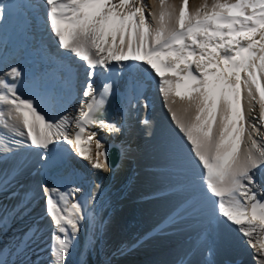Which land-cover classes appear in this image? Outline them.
<instances>
[{
    "label": "snow or ice",
    "instance_id": "6c2138e0",
    "mask_svg": "<svg viewBox=\"0 0 264 264\" xmlns=\"http://www.w3.org/2000/svg\"><path fill=\"white\" fill-rule=\"evenodd\" d=\"M43 3L56 51L43 37L39 51L51 71L29 75L0 57V164L16 161L0 167V236L13 233L0 247V264H68L93 219L100 185L22 181L33 164L47 176L76 159L111 171L102 134L118 135L122 125L109 119L107 107L117 79L138 65L158 78L170 119L164 153L185 178L163 227L195 213L215 230L209 257L232 236L264 264V0ZM36 9L33 0H0V33L15 17L31 36L41 26ZM74 61L82 62V81ZM137 99L138 92L129 106ZM40 200L42 211L34 214Z\"/></svg>",
    "mask_w": 264,
    "mask_h": 264
},
{
    "label": "bare ground",
    "instance_id": "6f19581e",
    "mask_svg": "<svg viewBox=\"0 0 264 264\" xmlns=\"http://www.w3.org/2000/svg\"><path fill=\"white\" fill-rule=\"evenodd\" d=\"M38 1L41 4L39 10L42 11L45 5L43 3V0H38ZM33 2L34 4L37 3V1L35 0H33ZM40 15L42 16L43 13L41 12ZM40 25L41 26L35 32L37 34V37L32 38L31 36H26L21 32L16 18H13L12 23L6 25L3 32L0 33V57H3L8 63L18 64L21 68L26 66V64H29L31 62V59L35 57V55L40 54L39 51L40 38L43 37L44 39V37H46L44 36V34L48 35V32L43 30L44 25L43 24ZM32 39H34V41ZM45 41L46 40H44V42ZM52 41L53 40L51 39V42ZM74 62L76 63H73V66H80L81 68L80 75L84 76L82 62H78V61H74ZM41 64L44 65V62L41 61ZM46 66L48 69H50L48 65ZM142 68H147V67L142 65ZM124 83H125V78H124ZM157 84L158 81L155 82L154 88L158 86ZM21 90H23V87ZM151 91L152 88L149 89V91L145 94V97L143 98L139 96V99H137L136 101L137 106L134 108L130 107L129 104H125V103L121 104L120 114L113 119L114 121H117L120 125H122V132L120 134L115 136L102 134L104 135V139L106 140L107 145L109 143H116L122 149V159L117 168L111 169V171L109 172H103V171H96L91 169L87 165V163L83 164L82 162H80L81 164L78 163L76 165L74 162V164H72L73 166L70 165L64 168L60 173L54 175L52 178H48L46 176L40 175L39 173H36L35 164H33L26 172L25 178L22 181L26 187L29 185H34L38 187L41 184L40 183L41 180L42 181L44 180V182L48 183L49 185L59 186L62 189L64 187L67 188L73 185H78L84 188L85 190H89L93 188V185H100V188L98 190L99 198H97V202L94 205L95 211L93 212V219L91 220V222L86 223L84 227L85 229H83L84 234L85 232L87 233V238L89 239V241L85 240V237L81 232L78 237V243L76 244L74 251L68 258V264H76V263L95 264L96 259L93 260V256L96 253L100 255V253L99 251H96L94 254L91 253V250H94L93 248H95L94 244H96V248H100V249L103 248L104 251L98 249L100 250V252H104L109 255L110 254L112 255L114 251L118 250V254L124 255L123 256L124 258L122 259H117L116 257L115 262H112L110 264H140V262H135L134 259L132 260L130 259L138 256L140 253L144 254L146 257H150L153 255V250L158 251L159 260L158 261L151 260L149 264H184V261L189 260V257L194 255L195 253L194 248L192 249L191 246H194V244L198 245L197 242L195 241L194 244L192 243L193 245H190L189 241H187L188 237L197 235V230L195 231V228L194 230L190 228L182 230L183 226L187 227L189 224L187 225L183 224V226L180 225L176 227L173 226L172 227L169 226L167 228L163 227L165 225L164 224L165 221L168 219L169 215L171 214L175 206V205L168 206L169 203L167 204V201L168 200L172 201L174 198L171 196L167 197V199L166 196L163 197V199L167 200V201L165 200L167 205L163 203L164 202L163 199L154 200L157 194H161V193L163 194L168 190V188H172L174 186V183H170L169 186L168 185L170 182L169 177H168L169 179L164 177L163 179L161 178V176L157 175L158 172L148 170V165H153L152 162L157 161L156 159L152 161L151 158H147L148 156H150V154L147 155V157L144 155L143 156L140 155L141 152L140 148L142 149V145H141L142 142L140 143V141H142L141 137H145V136H141V134L146 132L147 136L148 134L151 135L150 136L151 140L149 142V143L152 142L151 147L149 146V148H151L150 152L155 153L157 155L161 149L160 146L161 141L158 142L157 132L161 129V127H164V125H165L164 129H166V127H170V119L169 116L167 117L168 113L164 107L162 98L160 97L161 99V103L159 104L160 106L158 105L157 98L154 99V101L152 100L151 103H149L150 100L149 96L152 94ZM144 100H146L149 104V107L147 109L143 107ZM148 110L150 111V116L147 117L146 115L148 113ZM145 119H147L150 122L148 125L143 124V121ZM4 131L5 130L0 129V132H4ZM137 144H139V147L137 146ZM129 147L131 149H128ZM137 147L139 148L140 151L136 150ZM135 150L136 152H134ZM152 153L151 155L153 156ZM161 153L159 154L162 155ZM166 163L169 164V161ZM161 164L163 163L160 162L159 159V161L156 162V165L155 164L154 165L156 168L163 167L161 166ZM12 166H9V168ZM133 166L137 169H132ZM143 168L145 169V171L141 170ZM33 173L36 174L33 175ZM135 173H137L138 175L136 174L134 178ZM132 179L134 180L133 182H131ZM162 181L163 182L166 181L168 184L166 185L164 183H161ZM112 191L115 193L110 194ZM101 197L104 203L102 206V209H104V211L101 212L102 211L101 210L100 211L101 215L100 217H98L97 206L99 204V199ZM146 198H151L153 201L150 199H148L149 200L148 201L146 200ZM138 199L145 200V201H139L140 203H142L141 217L143 224L142 225L140 224V226L137 227L135 231H132L128 235L119 234V231L117 232L119 226L118 224L119 220L122 219L123 215L129 213V211L135 207L134 204ZM41 211H37L36 213L38 214ZM108 211H111L113 215L111 218H109V221L105 226L112 236L111 237L105 236L106 240L103 241L101 240L100 237V230L103 221L108 220L106 218ZM134 217L130 218L129 220L131 222L135 221ZM193 221L194 223L192 224V227L198 226L197 228H199L200 224H203L204 226V221L201 222L198 219ZM88 225L90 230L88 229ZM161 225L163 226L161 227ZM209 229L214 230L211 226L210 228H207V231H209ZM156 230L159 232L156 235H154V238L150 240L148 239L147 243L143 244L140 248H138L136 252L129 251V248L131 246L135 244L137 245V243L143 240V238H145L148 234ZM10 237H11L10 234H8V237L6 236V240H8V242ZM179 238L180 239L182 238L183 240L180 241ZM211 238L212 237H210V239ZM212 239L214 240V236ZM239 240L243 241V238H236L230 236L226 243H221L218 245V251L214 254V256L205 258V262L203 260L204 262L203 264H209L210 261H214L215 264L237 263L241 259L240 256H235L234 255V253H236L235 251L234 253L232 251L231 252L232 254L231 253L229 254L227 251L229 250V248L231 247L233 248L234 246H236ZM8 242H6L4 245H6ZM4 245L0 243V247ZM79 251L80 254H82L81 256H79L80 254L78 255ZM247 253H250V257L247 256L248 262H246V264H256V261L254 259V253L252 252V250L248 249ZM188 262L190 264H195L194 261H191V259Z\"/></svg>",
    "mask_w": 264,
    "mask_h": 264
},
{
    "label": "rangeland",
    "instance_id": "374dc122",
    "mask_svg": "<svg viewBox=\"0 0 264 264\" xmlns=\"http://www.w3.org/2000/svg\"><path fill=\"white\" fill-rule=\"evenodd\" d=\"M35 1H37V3H35V5H37L38 7H40V3H39V1L38 0H35ZM37 7V8H38ZM33 38H36L35 37V35L33 34V36H32ZM34 41V40H33ZM52 43H50V45H51ZM49 45V44H48ZM49 45V46H50ZM54 46V45H53ZM158 85V84H157ZM156 85V86H157ZM155 87V86H154ZM158 87V86H157ZM153 88V89H155V90H158V88ZM152 93V92H151ZM151 96H152V94H151ZM155 99L157 98V100H158V105L161 103V99H160V93H159V95H158V97L156 96V97H154ZM154 98H153V100H154ZM150 101H152V100H150ZM155 104V103H154ZM160 106V105H159ZM149 112V111H148ZM167 117H168V114H167ZM144 124V123H143ZM143 124H141V125H143ZM145 125V124H144ZM167 126V125H166ZM165 128V125H164V127H161V129L157 132V138H158V142H160L161 141V143H160V146H161V149H160V151H159V153H161L162 155H160L159 153L156 155L155 153H152V152H150V149L151 148H149V146L151 147V145H152V142L151 143H149L150 142V140H151V138H150V136L151 135H149L148 134V136H147V133L146 132H144L143 134H141V136H145V137H141V140L142 141H140V143H141V145H142V149H143V151H142V149L140 148V150H141V152H140V155H144V156H146L147 157V155H149L150 154V156H148L147 158H151L152 159V161H154L155 159L157 160V161H159V159H160V162H162L163 164H161V166H163V167H155V165H156V162H152L153 163V165H148V170H151V171H155V172H158L157 173V175L158 176H161V178H168L169 179V184L166 182V181H162L161 183H164V184H168L169 186H170V183H174V186L172 187V188H168V190L166 191V192H164L163 194L161 193V194H157L156 196H155V199L154 200H159V199H163V197H165L166 196V199H167V197H173L174 199L172 200V201H170V200H166V199H163L164 200V204L165 205H167L168 203V206L170 205V206H173V205H175V204H177V203H179L180 202V200H181V198L183 197V195L182 194H184L183 193V185H184V183H185V178H184V176L182 175V174H179V173H177L173 168H171L170 167V164H167L166 162H168V160H167V158H166V156H165V153H164V149H163V140H164V136H165V131H167V129H169V127H166V129H164ZM142 130V129H141ZM145 130V129H144ZM165 130V131H164ZM162 131H164V132H162ZM161 132V133H160ZM10 135V134H9ZM162 135H164V136H162ZM148 137V138H147ZM144 138H146V139H144ZM149 139V140H148ZM144 141V142H143ZM144 143V144H143ZM147 144H149V145H147ZM140 145V146H141ZM145 145V146H144ZM137 146L139 147V144H137ZM136 148V150H138V151H140L139 150V148ZM128 149H131L130 147L128 148ZM145 149V150H144ZM136 150L134 151V152H136ZM146 153V154H145ZM151 153L153 154V156L151 155ZM156 155V156H155ZM164 156V157H163ZM167 160V161H166ZM82 162L83 164L85 163L86 164V162H84V161H81V160H79V159H76L75 160V163H76V165H77V162ZM13 162H15L14 160H9L6 164H1L0 165V167H8L9 168V166H12V164H14ZM169 165V166H168ZM132 168V167H131ZM132 169H137V168H135L134 166H133V168ZM144 169V168H143ZM143 169H141L142 171H145V169H146V167H145V169L143 170ZM147 171V170H146ZM161 171V172H160ZM136 174L137 173H135V175H134V178H135V176H136ZM138 175V174H137ZM163 178V179H164ZM134 180L132 179V181L131 182H133ZM40 183L42 184L43 182L42 181H40ZM178 185H177V184ZM66 187H64L63 189H65ZM178 189V190H177ZM182 189V190H181ZM117 192V191H116ZM113 193H115V192H111L110 194H113ZM141 195H143V194H141ZM112 197V196H111ZM176 197V198H175ZM178 197H180V198H178ZM98 198H99V196H98ZM145 199V198H144ZM144 199H138V200H136V203L134 204V208H132V210H130L129 211V213H127V214H125V215H123V217H122V219L121 220H119V226H118V229H117V232L119 231V234H121V235H128V234H130L132 231H135L136 230V228L137 227H139L140 226V224L142 225L143 224V221H142V213H141V208H142V203H140L139 201H145ZM148 199H150V200H152L151 198H146V200H148ZM169 199V198H168ZM165 200L167 201V204H166V202H165ZM149 201V200H148ZM153 201V200H152ZM97 202V201H96ZM109 202V201H108ZM176 202V203H175ZM98 204V203H97ZM103 200H102V197L99 199V204H98V214H97V216L98 217H100V211L101 212H103L104 211V209H102V206H103ZM138 205V206H137ZM42 207H43V201L41 200L38 204H37V206H36V209H35V213L34 214H37L36 212L37 211H41V209H42ZM93 208H94V206H93ZM139 208V209H138ZM97 209V208H96ZM139 210V211H138ZM94 211H95V208H94ZM140 214V215H139ZM111 215V216H110ZM112 213H111V211H108V213H107V215H106V218L108 219V220H104L103 221V223L101 224V230H100V237H101V240H103V241H105L106 240V238H105V236H109V237H111L112 235L109 233V231H108V229H106V226L105 225H107V223H108V221H109V218H111L112 217ZM135 216V217H134ZM132 217H134V219H135V221H130L129 219L130 218H132ZM199 217V218H198ZM126 218V219H125ZM137 219V220H136ZM200 220L201 222H203L204 221V226H203V224H200L199 225V228H197V227H192V224L194 223V221L193 220ZM186 221V222H185ZM187 221H188V223H187ZM105 222V223H104ZM192 222V223H191ZM206 221L202 218V217H200L199 215H197V214H195V213H193V214H191V215H189V216H186L185 217V219H184V221L182 222V223H180L179 224V226L180 225H182L183 226V224L184 225H187V224H189L187 227L185 226H183L182 227V230H185V229H188V228H190V229H193L194 230V228H195V231L197 230V235H195V236H190V237H188V239H187V241H189V243H190V245H193L194 244V242L196 241L197 242V244L198 245H196V249L194 248V250H195V253H194V255H192L191 256V261H195V264L196 263H199V264H203L204 262H205V258H207V257H209L208 256V252H207V257L205 256L206 255V252H204V251H202V248L200 247L201 246V244H203L204 246L205 245H207L208 247H210V246H213V244H214V240L212 239L213 238V236H214V233H215V231L214 230H212V229H209V231H207V228H210V226L207 224V223H205ZM45 224H47V221H45ZM205 228V229H204ZM85 229V228H84ZM88 229H89V225H88ZM87 229V230H88ZM91 229H92V227H91ZM90 230V229H89ZM199 230V231H198ZM212 230V231H211ZM203 231V232H202ZM82 232V234L84 235V237H85V240L86 241H89V239L87 238V233L85 232V234H84V232H83V230L81 231ZM102 232V233H101ZM8 234H10L11 236H12V232H8L7 233V235H5V236H0V243L2 244V245H4L6 242H8V240H6V236L8 237ZM110 234V235H109ZM116 234V233H115ZM210 234V235H209ZM89 235H90V233H89ZM158 236V235H157ZM207 236V237H206ZM202 237V238H201ZM207 239H206V238ZM210 237H212L211 239H210ZM152 238H154V236H152L151 238H149V240L150 239H152ZM193 238V239H192ZM108 239H110V238H108ZM143 240H144V238H143ZM143 240H141L142 241V243H143ZM179 240L180 241H182L183 239L181 238H179ZM147 241H148V239L146 240V242L144 241V243L143 244H145V243H147ZM204 242V243H201V242ZM207 241V242H206ZM102 242V241H101ZM200 242V243H199ZM241 242V243H240ZM193 243V244H192ZM86 244V243H85ZM139 243H137V245H138ZM143 244H141L140 243V245H138V247L135 249V251L133 250V251H131L133 248V246H131L130 248H129V251H131V252H136V250L138 249V248H140ZM136 245V244H135ZM195 245V244H194ZM94 247L95 248H93L94 250H91V253L92 254H94L96 251H99V253H100V255H98V253H96V254H94V256H93V260L94 259H96V263L95 264H110V263H112V262H115V259H116V257H117V259H122V258H124L123 256L124 255H121V254H118V250L117 251H114L113 252V254H116V255H109V254H107V253H104V252H100V250H103V248L102 249H100V248H96V244H94ZM206 247V246H205ZM243 247H244V249H243ZM132 248V249H131ZM246 248V249H245ZM98 249H100V250H98ZM238 249V250H237ZM243 249V250H242ZM248 249L249 250H251L249 247H247V245L246 244H244L243 243V241L242 240H239V242L236 244V246H234L233 248L231 247V248H229V250L227 251L229 254L233 251V253H234V251L236 252V253H234V255L235 256H240V260H239V264H246V262H248L247 260H248V257H250V253H247L248 252ZM241 250V251H240ZM247 252H246V251ZM104 251V250H103ZM246 252V253H245ZM250 252V251H249ZM199 253H201V254H199ZM241 253V254H240ZM80 254V251H79V253H78V255ZM232 254V253H231ZM244 254V255H243ZM249 254V255H248ZM45 258H46V260L47 259H50V257H48L47 256V252H45V253H43L42 254ZM77 255V256H78ZM82 254H80L79 256H81ZM140 255V256H139ZM138 256H136V257H134V258H131L130 260H132V259H134V261L135 262H140V264H149L150 262H151V260H154V261H158L159 259V255H158V251H156V250H153V255L152 256H150V257H146L144 254H142V253H140ZM199 255H200V257H199ZM105 256V257H104ZM119 256H121V257H119ZM196 256V257H195ZM204 256V257H203ZM245 256V257H244ZM248 256V257H247ZM113 257V258H112ZM140 257V258H139ZM80 258V257H79ZM126 258V257H125ZM199 258V259H198ZM203 260H204V262H203ZM197 261V262H196ZM245 261V262H244ZM76 264H78V263H76ZM186 264H190L189 262H187ZM231 264H238V263H231Z\"/></svg>",
    "mask_w": 264,
    "mask_h": 264
},
{
    "label": "water",
    "instance_id": "95a60500",
    "mask_svg": "<svg viewBox=\"0 0 264 264\" xmlns=\"http://www.w3.org/2000/svg\"><path fill=\"white\" fill-rule=\"evenodd\" d=\"M109 162L111 164V169L117 168L121 161L122 157V150L121 148L116 144H109Z\"/></svg>",
    "mask_w": 264,
    "mask_h": 264
}]
</instances>
